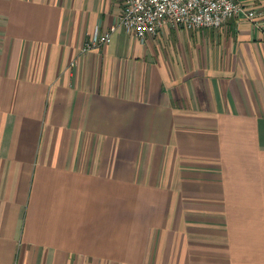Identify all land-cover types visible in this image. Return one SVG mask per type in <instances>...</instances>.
I'll list each match as a JSON object with an SVG mask.
<instances>
[{"label": "crops", "instance_id": "obj_1", "mask_svg": "<svg viewBox=\"0 0 264 264\" xmlns=\"http://www.w3.org/2000/svg\"><path fill=\"white\" fill-rule=\"evenodd\" d=\"M241 2L141 38L122 0H0V264H264V0Z\"/></svg>", "mask_w": 264, "mask_h": 264}, {"label": "built area", "instance_id": "obj_2", "mask_svg": "<svg viewBox=\"0 0 264 264\" xmlns=\"http://www.w3.org/2000/svg\"><path fill=\"white\" fill-rule=\"evenodd\" d=\"M120 25L144 38L156 35L166 24L187 29L222 27L229 19L244 15L253 20L256 12L246 9L241 0H122ZM114 28H112L113 30ZM112 39V31L96 29L84 42L82 53L103 47Z\"/></svg>", "mask_w": 264, "mask_h": 264}]
</instances>
